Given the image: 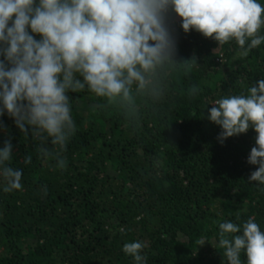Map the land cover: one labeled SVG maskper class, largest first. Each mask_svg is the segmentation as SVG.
Returning <instances> with one entry per match:
<instances>
[{
	"label": "trees",
	"instance_id": "trees-1",
	"mask_svg": "<svg viewBox=\"0 0 264 264\" xmlns=\"http://www.w3.org/2000/svg\"><path fill=\"white\" fill-rule=\"evenodd\" d=\"M181 21L170 13L175 58L133 81L128 96L70 93L77 131L61 152L65 169L0 117V148L10 138L11 166L23 171L22 190L5 192L0 177V264H135L123 251L135 241L147 245L146 264H226L215 221L251 216L264 232V186L248 183L258 133L250 127L221 144L206 109L264 79V41L242 56L234 39L220 45L185 33ZM193 85L200 91L190 95ZM201 236L209 242L197 246Z\"/></svg>",
	"mask_w": 264,
	"mask_h": 264
},
{
	"label": "clouds",
	"instance_id": "clouds-1",
	"mask_svg": "<svg viewBox=\"0 0 264 264\" xmlns=\"http://www.w3.org/2000/svg\"><path fill=\"white\" fill-rule=\"evenodd\" d=\"M173 12L182 18L185 33L194 29L220 45L234 39L242 56L264 41L257 35L264 26L258 0H0V117L7 114L25 137L39 141L41 158L56 159L65 169L61 152L77 131L70 93L126 97L133 81L142 85L144 73L177 54L168 22ZM199 91L193 85L190 95ZM210 104L207 119L220 126L221 144L250 127L258 133L247 158L258 167L248 183L264 186V79L239 94L229 90ZM0 131H7L2 119ZM12 160L9 138L0 148L5 192L23 188V171L11 166ZM24 163H32L31 155ZM214 223L219 227L215 248L223 249L226 264H245L242 254L246 264H264V232L254 217ZM207 242L203 236L196 240L197 246ZM146 247L135 241L125 243L123 251L135 264H146Z\"/></svg>",
	"mask_w": 264,
	"mask_h": 264
}]
</instances>
